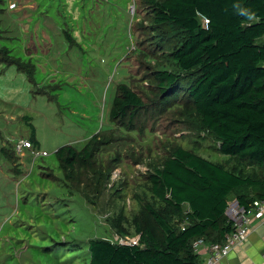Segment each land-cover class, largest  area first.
I'll use <instances>...</instances> for the list:
<instances>
[{"label": "rangeland", "instance_id": "374dc122", "mask_svg": "<svg viewBox=\"0 0 264 264\" xmlns=\"http://www.w3.org/2000/svg\"><path fill=\"white\" fill-rule=\"evenodd\" d=\"M149 1L0 0V264H87L90 239L160 237L147 203L182 226L188 206L176 215L149 181L179 147L261 177L219 152L185 90L167 96L151 79L157 69L183 74L160 46L183 33L157 28ZM120 83L145 102L136 130L110 121ZM32 133L38 144L16 153ZM92 137L86 164L63 172L56 149L80 150Z\"/></svg>", "mask_w": 264, "mask_h": 264}, {"label": "trees", "instance_id": "16d2710c", "mask_svg": "<svg viewBox=\"0 0 264 264\" xmlns=\"http://www.w3.org/2000/svg\"><path fill=\"white\" fill-rule=\"evenodd\" d=\"M149 2L157 28L166 32L172 27L183 33L173 44L160 43L170 47L183 74L157 69L151 79L167 96L185 90L203 126L217 138L219 152L256 165L261 177L242 176L221 162L179 147L149 181L153 195L176 215L188 206V221L174 225L144 204L160 237L141 233L135 244L90 239L85 246L87 264H199L193 241L221 242L233 230L225 213L230 195L239 205L264 199V0H240L254 13L250 19L235 13L234 0ZM144 108L141 94L129 83H120L110 106V121L136 130L135 117ZM29 140L32 148L38 144L34 133ZM92 141L93 137L80 150L71 145L57 148L61 170L85 165L92 155ZM242 189L249 190L250 197L240 194Z\"/></svg>", "mask_w": 264, "mask_h": 264}, {"label": "built area", "instance_id": "2783aa9c", "mask_svg": "<svg viewBox=\"0 0 264 264\" xmlns=\"http://www.w3.org/2000/svg\"><path fill=\"white\" fill-rule=\"evenodd\" d=\"M203 22L206 23V19ZM28 148L33 149L29 139L20 138L14 143L16 153H22ZM225 213L233 222V230L221 242L208 243L201 238L193 241L192 247L199 255V264H222V260L235 247L242 245L255 223L264 218V199H253L246 205H239L237 201L228 203ZM119 243L135 244L137 241Z\"/></svg>", "mask_w": 264, "mask_h": 264}, {"label": "crops", "instance_id": "0c3cea01", "mask_svg": "<svg viewBox=\"0 0 264 264\" xmlns=\"http://www.w3.org/2000/svg\"><path fill=\"white\" fill-rule=\"evenodd\" d=\"M222 264H264V218L255 223L247 239L235 247Z\"/></svg>", "mask_w": 264, "mask_h": 264}, {"label": "clouds", "instance_id": "9594fccd", "mask_svg": "<svg viewBox=\"0 0 264 264\" xmlns=\"http://www.w3.org/2000/svg\"><path fill=\"white\" fill-rule=\"evenodd\" d=\"M233 9L236 14L245 16L246 18H251L254 14L251 9L245 8L241 6L240 0H234Z\"/></svg>", "mask_w": 264, "mask_h": 264}]
</instances>
